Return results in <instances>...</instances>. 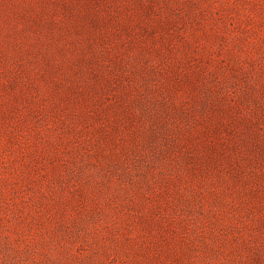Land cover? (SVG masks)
I'll return each instance as SVG.
<instances>
[{
  "label": "rangeland",
  "instance_id": "1",
  "mask_svg": "<svg viewBox=\"0 0 264 264\" xmlns=\"http://www.w3.org/2000/svg\"><path fill=\"white\" fill-rule=\"evenodd\" d=\"M0 264H264V0H0Z\"/></svg>",
  "mask_w": 264,
  "mask_h": 264
}]
</instances>
